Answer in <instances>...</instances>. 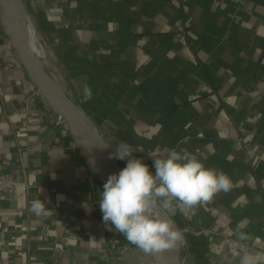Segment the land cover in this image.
<instances>
[{"label": "crops", "instance_id": "0c3cea01", "mask_svg": "<svg viewBox=\"0 0 264 264\" xmlns=\"http://www.w3.org/2000/svg\"><path fill=\"white\" fill-rule=\"evenodd\" d=\"M23 4L50 72L113 155L121 142L142 146L133 156L154 174L153 159L186 148L230 178L208 201L166 210L189 264L264 255V0ZM0 174L35 183L45 205L35 215L23 184L0 191V264L150 261L103 221V179L27 79L1 25Z\"/></svg>", "mask_w": 264, "mask_h": 264}, {"label": "clouds", "instance_id": "9594fccd", "mask_svg": "<svg viewBox=\"0 0 264 264\" xmlns=\"http://www.w3.org/2000/svg\"><path fill=\"white\" fill-rule=\"evenodd\" d=\"M136 152L142 153V146L133 148L121 142L115 149L110 158L127 163L119 173L107 178L99 209L103 221L110 222L116 232L144 254H159L175 248L183 239L176 220L165 211L171 208L183 213L216 193L229 190L231 180L223 171L206 167L186 148L170 149L166 158L153 159L154 174L142 159L133 156ZM31 211L41 216L45 205L34 201ZM261 262L264 255L245 254L240 264Z\"/></svg>", "mask_w": 264, "mask_h": 264}, {"label": "water", "instance_id": "95a60500", "mask_svg": "<svg viewBox=\"0 0 264 264\" xmlns=\"http://www.w3.org/2000/svg\"><path fill=\"white\" fill-rule=\"evenodd\" d=\"M26 17L27 12L23 0H0L2 31L31 85L50 111L61 117L76 144L80 148L84 147L99 162L108 176L119 173L123 167L115 158H110L114 155L106 139L95 128L83 109L49 77L48 71L39 65L31 53L24 36ZM165 214L171 217L167 211ZM182 250L187 252L184 237L175 248L159 254H150L148 257L152 264H175Z\"/></svg>", "mask_w": 264, "mask_h": 264}, {"label": "bare ground", "instance_id": "6f19581e", "mask_svg": "<svg viewBox=\"0 0 264 264\" xmlns=\"http://www.w3.org/2000/svg\"><path fill=\"white\" fill-rule=\"evenodd\" d=\"M24 36H25V39H26V41L28 43V46H29L30 51L33 54L34 58L36 59V61L39 63L40 66L44 67L45 60L44 61L42 60L43 53H42L41 48H39V46H37L36 39H35L36 37H35V34H34L33 26L31 24V22L28 20V17H26V20H25ZM47 73H48L50 78H52L59 86H61L59 84L60 82L57 81V78H55V76H54V74L52 72L49 71ZM81 149H82L83 155L88 160L92 170L94 172L98 173L100 175V177L103 179V181L106 182L107 178L109 176L107 175V173L104 172V169L99 164V162L84 147L81 148ZM189 263H190V257L188 255V253L186 251L182 250L180 252V254L178 256V259L175 262V264H189Z\"/></svg>", "mask_w": 264, "mask_h": 264}, {"label": "built area", "instance_id": "2783aa9c", "mask_svg": "<svg viewBox=\"0 0 264 264\" xmlns=\"http://www.w3.org/2000/svg\"><path fill=\"white\" fill-rule=\"evenodd\" d=\"M27 17H28V20L31 22V24L33 26V30H34V23H33L31 15L29 13H27ZM34 34H35V37H36L35 39H36L37 45L42 50L43 59H44L45 58L46 43H45V41L43 40L42 37H40L39 35H37V33H35V30H34ZM56 120H57L58 123H63V121H62L60 116L56 115ZM261 160L264 162V155L262 156ZM9 164L14 166L15 162H10ZM20 184L24 185L25 191L27 193L33 194L34 201L38 200V198H37L38 195H36V193H35L37 188H38V186L35 183H27L25 181H22L20 183L19 181H17L14 177H12L9 174H0V191H5V192H7L10 195H14L16 190H17V188H18V186ZM51 192H55V189H52Z\"/></svg>", "mask_w": 264, "mask_h": 264}, {"label": "rangeland", "instance_id": "374dc122", "mask_svg": "<svg viewBox=\"0 0 264 264\" xmlns=\"http://www.w3.org/2000/svg\"><path fill=\"white\" fill-rule=\"evenodd\" d=\"M36 43H37V42H36ZM37 46H38V45H37ZM42 60L44 61L45 59L42 58ZM46 62H47V61H46ZM46 62H45V64H44V67H45V69L49 72V71H50V68H48ZM99 177H100V176H99ZM148 264H152V262L149 261Z\"/></svg>", "mask_w": 264, "mask_h": 264}]
</instances>
